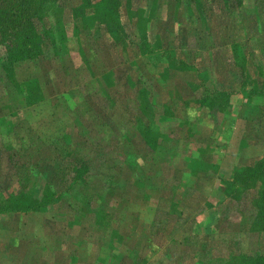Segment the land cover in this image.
Returning <instances> with one entry per match:
<instances>
[{
    "label": "rangeland",
    "instance_id": "374dc122",
    "mask_svg": "<svg viewBox=\"0 0 264 264\" xmlns=\"http://www.w3.org/2000/svg\"><path fill=\"white\" fill-rule=\"evenodd\" d=\"M36 25L33 58L0 43V264H264V0H56Z\"/></svg>",
    "mask_w": 264,
    "mask_h": 264
},
{
    "label": "trees",
    "instance_id": "16d2710c",
    "mask_svg": "<svg viewBox=\"0 0 264 264\" xmlns=\"http://www.w3.org/2000/svg\"><path fill=\"white\" fill-rule=\"evenodd\" d=\"M52 1L56 0H0V43L9 64L41 53L43 38L36 20L41 18L44 5ZM115 3L101 0L106 9Z\"/></svg>",
    "mask_w": 264,
    "mask_h": 264
},
{
    "label": "crops",
    "instance_id": "0c3cea01",
    "mask_svg": "<svg viewBox=\"0 0 264 264\" xmlns=\"http://www.w3.org/2000/svg\"><path fill=\"white\" fill-rule=\"evenodd\" d=\"M219 88L222 89L221 87ZM220 92H223V91H220ZM232 114L233 113H230L231 116L229 118L228 117L224 118L223 121L220 122L219 134H215L214 137H212L210 133L212 129V121H206L202 123L200 128L198 129L196 136L200 139L199 146H200V151H201V160L203 163H205V161L208 160L209 155H213L215 157L217 156L216 150L215 152L213 150L208 149V145L210 146V143L214 142L216 146H219V148H221V146L227 147L228 142H230V144L233 145V139L232 140H228V139L230 137V134L233 135L232 132L236 134L235 131L238 132V129L236 127L237 124L233 122L234 116H232ZM203 124L206 126H203ZM220 131L221 132L224 131V133L220 135ZM236 139L238 140V138H235L234 145H235V148L237 149L238 143L236 142ZM201 146H204V148H201Z\"/></svg>",
    "mask_w": 264,
    "mask_h": 264
}]
</instances>
